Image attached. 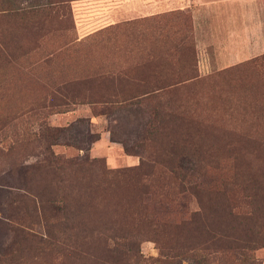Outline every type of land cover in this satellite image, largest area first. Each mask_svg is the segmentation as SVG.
I'll use <instances>...</instances> for the list:
<instances>
[{
	"label": "rangeland",
	"instance_id": "rangeland-1",
	"mask_svg": "<svg viewBox=\"0 0 264 264\" xmlns=\"http://www.w3.org/2000/svg\"><path fill=\"white\" fill-rule=\"evenodd\" d=\"M45 1L0 0V264H264V0Z\"/></svg>",
	"mask_w": 264,
	"mask_h": 264
},
{
	"label": "crops",
	"instance_id": "crops-1",
	"mask_svg": "<svg viewBox=\"0 0 264 264\" xmlns=\"http://www.w3.org/2000/svg\"><path fill=\"white\" fill-rule=\"evenodd\" d=\"M194 1L200 2V0H86V6L92 20L101 21L100 27H109L124 21L152 18L175 10L181 11L186 8L194 10L196 9ZM201 2L202 6L195 10L197 17H202L210 5L204 0Z\"/></svg>",
	"mask_w": 264,
	"mask_h": 264
},
{
	"label": "trees",
	"instance_id": "trees-1",
	"mask_svg": "<svg viewBox=\"0 0 264 264\" xmlns=\"http://www.w3.org/2000/svg\"><path fill=\"white\" fill-rule=\"evenodd\" d=\"M23 6H25V7H20L17 10L32 9V8H34V9L37 8L38 9L39 8L37 6V4L32 5V3H29L27 1L24 2ZM43 6H48V0H46L45 3H43ZM164 87H166V86H161V87H158V88H156L154 90H158V89L160 90V89H163ZM125 103H128L129 106L132 104V102H125ZM135 103H133V104H135ZM148 124H149V122H146L143 127L148 126ZM195 163L196 162L190 161V160L183 161L178 166V169L180 170L181 174L178 176V179L175 176V178L177 180H179L180 183H189L187 189L191 190V191L195 190L194 184L193 185L190 184V177L193 176L194 173H197L196 167H195ZM190 217H191L190 220L192 221L193 220V216H190Z\"/></svg>",
	"mask_w": 264,
	"mask_h": 264
}]
</instances>
